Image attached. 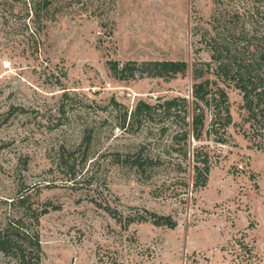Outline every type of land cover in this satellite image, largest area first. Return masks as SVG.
Wrapping results in <instances>:
<instances>
[{
    "label": "rangeland",
    "instance_id": "obj_1",
    "mask_svg": "<svg viewBox=\"0 0 264 264\" xmlns=\"http://www.w3.org/2000/svg\"><path fill=\"white\" fill-rule=\"evenodd\" d=\"M64 1L35 47L20 4L0 0V224L15 211L3 199L29 187L30 202L46 205L35 225L41 264H264V123L232 84L218 81L231 122L214 125L207 111L200 141L190 138L209 156L202 187L173 114L121 126L138 100H192L191 66L210 60L194 27H208L215 0ZM223 1L257 8L264 35V0ZM148 60H184L188 70L111 68ZM86 127L92 140L73 175L58 148L79 146ZM138 216L147 218L130 220ZM0 264L14 261L0 253Z\"/></svg>",
    "mask_w": 264,
    "mask_h": 264
},
{
    "label": "trees",
    "instance_id": "obj_2",
    "mask_svg": "<svg viewBox=\"0 0 264 264\" xmlns=\"http://www.w3.org/2000/svg\"><path fill=\"white\" fill-rule=\"evenodd\" d=\"M12 1L20 4V9L25 15L22 18L23 26L31 29L30 40L35 42V47L39 45L38 36L46 26V22L55 17L56 11L63 7L65 2L64 0ZM214 6L208 27H202L200 24L194 27L196 34L201 35L200 40L209 51L210 60L194 62L191 66L194 79L192 100L188 101L182 96L163 99L155 104L138 100L130 112L129 121L123 125L127 115L124 113L121 124L124 130H134L139 127L142 120L150 119L154 115L164 119H172L174 116L175 122H181L178 134L185 141L187 151L192 145L191 182L195 188L206 184L210 161L208 153L191 143L190 138L200 141L206 125L207 111L214 110L212 113L214 125L219 124L224 127L231 122L228 96L218 85V81L229 82L241 93L242 107L253 123L258 126L264 123V35L258 33L257 19H254L260 12L257 8L248 7L244 13H241L236 7H231L223 0H215ZM200 28H202L201 33ZM111 64L112 70L116 73L122 72L123 77L134 76L135 65L139 66L140 74L167 78L177 73L185 74L188 70L184 60H148L140 64L130 62L121 69L118 68L117 62ZM206 71L212 72L214 79L206 77ZM63 94L67 96V93ZM92 132L93 127H86L80 145L73 149H68L64 145L58 148L60 165L66 166L69 173L74 175L76 172L75 167L79 165L78 158L85 161ZM132 162L136 165H144L138 157ZM28 190L29 187H25L15 196L3 199L5 203L10 202L8 204L13 205L15 211L12 216L8 213L9 217L0 224V253L13 260L14 264H41V243L35 225L45 212L46 205L41 203L33 205ZM136 218L141 221L147 217H132L130 220ZM158 219H154V224H160ZM174 225L169 221V227Z\"/></svg>",
    "mask_w": 264,
    "mask_h": 264
}]
</instances>
